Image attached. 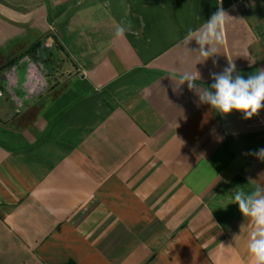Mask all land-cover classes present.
I'll use <instances>...</instances> for the list:
<instances>
[{
	"label": "crops",
	"instance_id": "0c3cea01",
	"mask_svg": "<svg viewBox=\"0 0 264 264\" xmlns=\"http://www.w3.org/2000/svg\"><path fill=\"white\" fill-rule=\"evenodd\" d=\"M0 46V264H251L232 196L264 186V108L197 92L264 69V0H0Z\"/></svg>",
	"mask_w": 264,
	"mask_h": 264
},
{
	"label": "clouds",
	"instance_id": "9594fccd",
	"mask_svg": "<svg viewBox=\"0 0 264 264\" xmlns=\"http://www.w3.org/2000/svg\"><path fill=\"white\" fill-rule=\"evenodd\" d=\"M228 17L221 8L200 29L188 33L184 43L187 45L194 39L199 45L197 52L203 59L198 63L219 54V46L224 43V26ZM117 35L122 36L123 29ZM236 72L234 60L228 58L227 67L221 73L211 74L214 82L210 89L197 92L199 103L210 105L222 116L236 111L242 113L244 119H251L264 108V69L257 70L247 79L238 73L234 76ZM199 78L198 72L195 76L184 73L179 78V85L187 82L188 88L193 89L196 86L195 80ZM257 155L264 159V149H259ZM232 200V203L238 204L240 212L251 225L246 245L251 264H264V186L257 185L250 193L234 190Z\"/></svg>",
	"mask_w": 264,
	"mask_h": 264
},
{
	"label": "rangeland",
	"instance_id": "374dc122",
	"mask_svg": "<svg viewBox=\"0 0 264 264\" xmlns=\"http://www.w3.org/2000/svg\"><path fill=\"white\" fill-rule=\"evenodd\" d=\"M0 52L1 53H4V48H2L1 46H0ZM2 60V57H1V55H0V77H1V75H2V69L4 68L2 65H3V61H1ZM18 70V86H17V88L15 89L16 91H19L20 89V87L22 86V84H23V81H24V75H23V65H20L19 66V68L17 69ZM4 82H5V80H3V79H0V84H2L1 85V87H2V94L0 95V112H1V115H0V117L2 118V116H3V114H2V109L4 108V107H6L7 105H3V103H1V102H4V101H6V98H7V92H6V88H5V85H4ZM9 102H12V101H9ZM12 106H14L15 104H14V102H12V103H10ZM16 107V106H15ZM12 108V107H11ZM3 119V118H2Z\"/></svg>",
	"mask_w": 264,
	"mask_h": 264
},
{
	"label": "bare ground",
	"instance_id": "6f19581e",
	"mask_svg": "<svg viewBox=\"0 0 264 264\" xmlns=\"http://www.w3.org/2000/svg\"><path fill=\"white\" fill-rule=\"evenodd\" d=\"M32 67V66H31ZM31 72H32V70H31ZM12 73V72H11ZM30 90V89H29Z\"/></svg>",
	"mask_w": 264,
	"mask_h": 264
}]
</instances>
